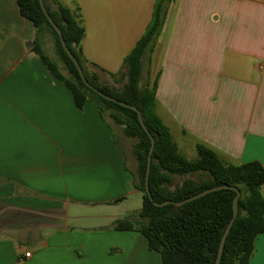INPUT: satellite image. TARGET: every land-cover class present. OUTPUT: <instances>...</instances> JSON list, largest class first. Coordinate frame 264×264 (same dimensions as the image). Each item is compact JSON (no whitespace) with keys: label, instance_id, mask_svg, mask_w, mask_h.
<instances>
[{"label":"crops","instance_id":"crops-1","mask_svg":"<svg viewBox=\"0 0 264 264\" xmlns=\"http://www.w3.org/2000/svg\"><path fill=\"white\" fill-rule=\"evenodd\" d=\"M60 1L78 3L83 52L113 73L155 5ZM34 40L18 0H0V264H163L141 232L115 228L143 203L132 143L115 141L95 102L76 105ZM151 73L180 150L202 142L227 162L264 166V0H172ZM249 264H264V233Z\"/></svg>","mask_w":264,"mask_h":264},{"label":"trees","instance_id":"trees-1","mask_svg":"<svg viewBox=\"0 0 264 264\" xmlns=\"http://www.w3.org/2000/svg\"><path fill=\"white\" fill-rule=\"evenodd\" d=\"M44 2L88 81L104 94L134 105L141 111L155 138L150 174V190L155 201H182L219 185L239 189V213L227 236L220 264H249L255 241L264 233L263 164L259 161L227 162L215 149L202 142L196 144L197 158L189 159L157 112L160 75L158 73L152 78L151 64L172 0H155L149 25L115 73L86 58L83 52L86 29L78 3L73 1L69 6L60 0ZM18 4L21 14L35 27L33 51L71 90L76 105L83 109L87 101L95 102L102 117L110 119V126L117 128L116 142L120 137L135 140L132 143L137 164L135 183L143 203L136 215L117 221L115 228L141 232L147 238L149 248L161 255L163 264H215L225 229L233 217L236 190L212 191L180 206L155 205L145 185L152 142L139 121L138 113L105 98L83 81L39 0H18ZM48 35L54 40L56 59L44 49ZM102 74L110 75L113 82H107Z\"/></svg>","mask_w":264,"mask_h":264},{"label":"water","instance_id":"water-1","mask_svg":"<svg viewBox=\"0 0 264 264\" xmlns=\"http://www.w3.org/2000/svg\"><path fill=\"white\" fill-rule=\"evenodd\" d=\"M40 2V6L44 12V14L46 15V17L48 18V20L50 21V23L52 24V26L55 28V30L57 31V33L59 34L60 36V39H61V42H62V45L64 47V49L66 50L67 54L69 55V57L73 60L74 64L76 65L83 81L90 87L92 88L94 91H96L97 93H99L100 95L104 96L105 98L109 99V100H112L116 103H119L125 107H129L133 110H135L137 113H138V118H139V121L142 125V127L144 128V130L147 132V134L149 135L150 139H151V142H152V145H151V148L149 150V154H148V163H147V172H146V179H145V185H146V192L150 198V200L157 206H165V205H168V204H174L176 206H180L188 201H191V200H194L196 198H199L209 192H212V191H216V190H220V189H234L236 190V196L234 198V202H233V217L231 219V221L229 222L228 226L226 227L225 229V232H224V235L222 237V240H221V243H220V246H219V252H218V256H217V259H216V262L215 264H220L221 262V259H222V255H223V251H224V246H225V242H226V239H227V236L238 216V213H239V198H240V191L239 189H237L236 187H233V186H230V185H219V186H215V187H212V188H209V189H206L202 192H199L187 199H184L182 201H174V200H167V201H164V202H157L154 200L153 196H152V193H151V190H150V174H151V168H152V155H153V150H154V147H155V138L153 136V134L151 133V131L149 130V128L147 127L144 119H143V116H142V113L141 111L134 105H131L129 103H126V102H123V101H120L112 96H109L107 94H104L103 92H101L99 89H97L96 87H94L89 81L88 79L86 78L85 76V73H84V70L81 66V64L79 63V61L77 60V58L75 57V55L72 53V51L69 49L64 37H63V33L60 29V27L57 25V23L54 21V19L52 18V16L50 15V13L48 12L47 8H46V5H45V2L44 0H39Z\"/></svg>","mask_w":264,"mask_h":264},{"label":"rangeland","instance_id":"rangeland-1","mask_svg":"<svg viewBox=\"0 0 264 264\" xmlns=\"http://www.w3.org/2000/svg\"><path fill=\"white\" fill-rule=\"evenodd\" d=\"M44 49L46 51V53L51 56L52 58L56 59V53H55V44H54V40L52 38L51 35H48L45 39V44H44ZM103 77H105V80L107 82H113L112 81V77L110 75H105V74H102ZM135 140L134 139H126V142L127 143H133ZM181 146V150L182 152L184 153V155L186 157H188L189 159H195L197 158V150L196 148H185L183 147L182 145ZM129 161H133V163H135L134 161V157H133V154L129 151Z\"/></svg>","mask_w":264,"mask_h":264},{"label":"built area","instance_id":"built-area-1","mask_svg":"<svg viewBox=\"0 0 264 264\" xmlns=\"http://www.w3.org/2000/svg\"><path fill=\"white\" fill-rule=\"evenodd\" d=\"M26 256H27V257H30V256H31V253H27Z\"/></svg>","mask_w":264,"mask_h":264}]
</instances>
